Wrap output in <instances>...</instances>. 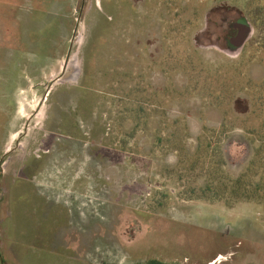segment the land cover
I'll list each match as a JSON object with an SVG mask.
<instances>
[{
  "label": "rangeland",
  "instance_id": "rangeland-1",
  "mask_svg": "<svg viewBox=\"0 0 264 264\" xmlns=\"http://www.w3.org/2000/svg\"><path fill=\"white\" fill-rule=\"evenodd\" d=\"M263 98L264 0H0V264H264V203L197 196L246 170ZM27 167L69 227L14 209Z\"/></svg>",
  "mask_w": 264,
  "mask_h": 264
},
{
  "label": "crops",
  "instance_id": "crops-1",
  "mask_svg": "<svg viewBox=\"0 0 264 264\" xmlns=\"http://www.w3.org/2000/svg\"><path fill=\"white\" fill-rule=\"evenodd\" d=\"M42 1L43 0H35L38 8L40 7ZM8 148V145L4 146L3 152L7 153L9 150ZM34 177L35 171H33V169L30 167L19 170L14 176L12 187H10L12 190L11 194H15V197L12 196V204L14 206V209L16 208L15 210H18V213L21 217L24 212L30 210L33 216L32 223L35 227H37L38 234H40L42 231V236L46 235L44 233V229L50 228V226L54 224L56 220H59L64 225H67V227H69L71 217L68 212H64V208L61 211L60 206L55 205V202L51 201V199L49 198L51 196L49 188L50 180H53L55 176L51 174L39 175L37 178L41 179V182L38 179L39 181L37 184ZM46 181L48 182V184L46 183V186L44 185L45 187H43V184H45ZM40 183L42 184L40 185ZM56 211H58V213H56ZM61 214H65L64 218L60 217ZM13 216L14 213L9 220H12ZM53 237L49 238V240L56 241ZM42 238L48 239L47 237ZM60 240L62 241V238H60ZM15 259L18 258L15 257Z\"/></svg>",
  "mask_w": 264,
  "mask_h": 264
},
{
  "label": "trees",
  "instance_id": "trees-1",
  "mask_svg": "<svg viewBox=\"0 0 264 264\" xmlns=\"http://www.w3.org/2000/svg\"><path fill=\"white\" fill-rule=\"evenodd\" d=\"M82 89V88H81ZM85 90V89H82ZM87 96L91 97L92 95ZM82 98V97H81ZM92 104V103H91ZM264 104V98H263ZM80 107L77 108V115L81 114ZM81 112V111H80ZM76 116L70 117V119H75ZM264 122V121H263ZM69 128L71 122L66 124ZM73 129V127L71 128ZM255 129V128H254ZM248 131L249 134H255L257 136L256 140L259 141L260 145L255 148L254 154L251 160L248 163V166L245 171H243L238 177L234 179H230L227 183L224 181H220V185L216 186L212 180H207L206 185L201 188L200 193L197 194L199 198H207L211 200H219L224 197L228 199H245V200H256L260 203H264V124L260 127L256 128V130ZM69 132H72L68 129ZM199 141H212L208 138L207 135H203L199 138ZM208 146V145H207ZM207 151V147L203 153ZM261 174L260 179L258 181H252V175ZM226 190H229L226 192ZM157 264V263H154Z\"/></svg>",
  "mask_w": 264,
  "mask_h": 264
},
{
  "label": "flooded vegetation",
  "instance_id": "flooded-vegetation-1",
  "mask_svg": "<svg viewBox=\"0 0 264 264\" xmlns=\"http://www.w3.org/2000/svg\"><path fill=\"white\" fill-rule=\"evenodd\" d=\"M247 18L246 15L241 14L239 16V19L237 21H230L229 22V31L224 36V41L227 45H232V47H243L246 43H248L249 39L252 36L251 30L248 35L245 37L242 36L243 27L245 25L250 26L248 22H242L240 23L241 19ZM210 264H216L214 262H211Z\"/></svg>",
  "mask_w": 264,
  "mask_h": 264
},
{
  "label": "water",
  "instance_id": "water-1",
  "mask_svg": "<svg viewBox=\"0 0 264 264\" xmlns=\"http://www.w3.org/2000/svg\"><path fill=\"white\" fill-rule=\"evenodd\" d=\"M250 32V27L248 25H245L243 27V31H242V36L245 37L246 35H248ZM0 163H1V160H0Z\"/></svg>",
  "mask_w": 264,
  "mask_h": 264
}]
</instances>
